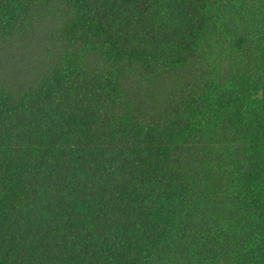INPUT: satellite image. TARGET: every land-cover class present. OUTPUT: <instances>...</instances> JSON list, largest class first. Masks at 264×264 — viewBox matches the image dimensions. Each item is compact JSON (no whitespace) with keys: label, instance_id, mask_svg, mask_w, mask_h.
I'll return each instance as SVG.
<instances>
[{"label":"trees","instance_id":"obj_1","mask_svg":"<svg viewBox=\"0 0 264 264\" xmlns=\"http://www.w3.org/2000/svg\"><path fill=\"white\" fill-rule=\"evenodd\" d=\"M0 264H264V0H0Z\"/></svg>","mask_w":264,"mask_h":264}]
</instances>
